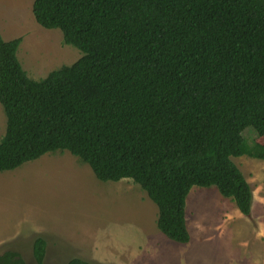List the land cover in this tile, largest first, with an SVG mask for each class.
I'll return each instance as SVG.
<instances>
[{
	"label": "trees",
	"instance_id": "16d2710c",
	"mask_svg": "<svg viewBox=\"0 0 264 264\" xmlns=\"http://www.w3.org/2000/svg\"><path fill=\"white\" fill-rule=\"evenodd\" d=\"M31 13L82 55L32 80L16 57L21 37L0 35V173L67 151L100 182L138 185L176 244L190 240L192 187H214L250 216L231 159L264 160V0H32ZM247 129L263 142L248 143ZM45 246L34 238L35 264ZM0 264L25 262L7 250Z\"/></svg>",
	"mask_w": 264,
	"mask_h": 264
},
{
	"label": "rangeland",
	"instance_id": "374dc122",
	"mask_svg": "<svg viewBox=\"0 0 264 264\" xmlns=\"http://www.w3.org/2000/svg\"><path fill=\"white\" fill-rule=\"evenodd\" d=\"M32 0H0V35L21 37L16 57L40 80L82 54L59 30L38 26ZM247 129L248 143L263 140ZM5 116L0 106V139ZM252 193L249 217L214 187H192L185 201L190 240L176 244L156 227L157 208L130 179L100 182L69 152H53L0 173V254L35 264L32 243L45 240L44 264L80 258L91 264H264V160L231 159Z\"/></svg>",
	"mask_w": 264,
	"mask_h": 264
}]
</instances>
